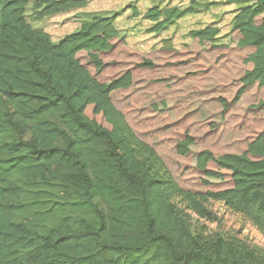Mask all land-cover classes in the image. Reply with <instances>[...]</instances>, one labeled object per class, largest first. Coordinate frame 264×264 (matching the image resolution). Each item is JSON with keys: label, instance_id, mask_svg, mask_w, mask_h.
<instances>
[{"label": "trees", "instance_id": "obj_1", "mask_svg": "<svg viewBox=\"0 0 264 264\" xmlns=\"http://www.w3.org/2000/svg\"><path fill=\"white\" fill-rule=\"evenodd\" d=\"M231 1L228 44L144 53L111 17L54 43L0 0V264H264L184 213L221 201L264 233V0Z\"/></svg>", "mask_w": 264, "mask_h": 264}, {"label": "rangeland", "instance_id": "obj_2", "mask_svg": "<svg viewBox=\"0 0 264 264\" xmlns=\"http://www.w3.org/2000/svg\"><path fill=\"white\" fill-rule=\"evenodd\" d=\"M68 1L62 7H51L43 0H30L26 8V18L33 28L48 33L51 40L57 43L97 16L111 17L127 44L144 53L159 47L180 49L186 44L193 43L194 39L190 34L192 30L206 26L218 27L220 32L216 43L228 44L232 39L231 30L235 15L242 6L246 5L231 0H198L201 4L211 1L219 3L210 6L201 5L165 27L157 28L154 26L165 16L161 15L158 20L146 18L145 14L152 8L162 11L173 7L185 9L190 5V0ZM203 203L206 209L205 215L184 209L194 234L206 239L222 234L228 239H234L237 244L246 247L254 254L264 257V233L248 218L230 209L221 201L206 200Z\"/></svg>", "mask_w": 264, "mask_h": 264}]
</instances>
